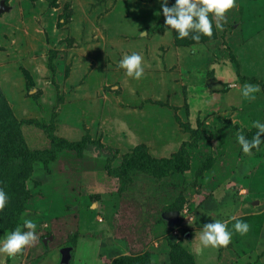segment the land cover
I'll list each match as a JSON object with an SVG mask.
<instances>
[{
  "label": "rangeland",
  "instance_id": "obj_1",
  "mask_svg": "<svg viewBox=\"0 0 264 264\" xmlns=\"http://www.w3.org/2000/svg\"><path fill=\"white\" fill-rule=\"evenodd\" d=\"M2 2L0 228L22 190L19 224L35 219L38 238L14 258L0 253V264H63L66 246L71 264H264V143L249 155L237 140L264 120V0H235L223 29L214 22L211 36L180 43L166 34L160 0ZM132 51L143 56L140 79L118 65ZM245 82L260 85L254 99L242 97ZM85 138L81 153L37 156L24 185L13 181L28 163L11 146ZM139 144L189 165L122 169ZM169 210L179 211L172 225ZM233 217L249 231L233 229ZM214 218L233 236L204 248L198 234Z\"/></svg>",
  "mask_w": 264,
  "mask_h": 264
},
{
  "label": "clouds",
  "instance_id": "obj_2",
  "mask_svg": "<svg viewBox=\"0 0 264 264\" xmlns=\"http://www.w3.org/2000/svg\"><path fill=\"white\" fill-rule=\"evenodd\" d=\"M162 13L165 17L164 23L169 26L166 34L175 32L177 38L190 37L194 41L201 39V34L211 36L213 34V23L216 29H223L221 21L227 19L226 13L234 6L235 0H160ZM159 14V13H158ZM195 50V49H193ZM120 68L125 70V74L134 79H140L144 75L143 56L138 51L124 53L118 61ZM229 86L240 87L239 85ZM260 90V85L245 82L240 88L242 97L254 99L255 94ZM251 126L256 128V132L249 139L243 132L237 135V140L244 153L252 154V150H260L264 138V120L253 119ZM9 196L4 188L0 187V211H2ZM95 206V204H93ZM235 219L232 228L241 235L249 231V223L245 220ZM37 221L28 216H24L22 224H18L11 231L0 236V253H6L9 257H15L23 253L27 246L32 245L37 240ZM199 240L204 248H219L227 246L233 236L232 230L227 223L221 219L213 220L203 224L199 232Z\"/></svg>",
  "mask_w": 264,
  "mask_h": 264
},
{
  "label": "trees",
  "instance_id": "obj_3",
  "mask_svg": "<svg viewBox=\"0 0 264 264\" xmlns=\"http://www.w3.org/2000/svg\"><path fill=\"white\" fill-rule=\"evenodd\" d=\"M66 14L67 13L62 14V16H61L62 21L59 20L60 23H63V19L65 18V16H67ZM64 22H65V19H64ZM175 41L177 43H180L181 39L176 37ZM14 119L16 120L17 118L14 117ZM250 134H253V133H250ZM246 136L249 139L252 137L251 135H248V134ZM261 136H262V138H264V133H262ZM88 143H89V141L86 138L81 139V140H75V141L74 140H72V141L66 140L63 143H60V142L54 143L52 148H50V149H43L41 151H35V152H31V151H27V150L22 151L21 150L22 147L20 145L11 146L12 150L14 152L20 151L21 152L20 155L22 154V157L24 159V163H25V161H26V163H28L26 165V168H25L26 170L24 172L19 173L17 179L13 180V181H15L16 184H18V185H22V186L24 185V183L26 182L27 177L29 175V172L31 173V170L29 169V165L32 164L31 162L34 160L35 157L39 156L42 161L48 162L57 154V151H61V150H65V149H67V150L77 149L81 153L84 150V148L88 145ZM105 147L107 149L113 150L112 146H110V145L105 146ZM144 149H145L144 145L139 144L133 150L124 153L123 162L121 164L122 169L125 168L126 165L130 164L131 161H134L136 166H144L145 168H148V166L151 167V165L154 164V165H156V167L163 166L166 169L173 168L174 170H181V168L187 167V165H189V158L188 157H186L184 159L183 158H177L178 154L175 156H171V157H157V156L155 157V156H151L150 154L146 155L143 152ZM183 151H185V149L180 150V153H182ZM3 154H4V150H3L2 146H0V157ZM122 169H120V170H122ZM22 194H23V191L20 190V194H18V195L22 198L20 200H18L17 198L16 199L14 198V202L12 201L13 203H12V205H10L9 210L6 214L7 222L0 228V233L7 230V229L12 230L13 228H15L20 223L22 205H23V201L25 200L24 197H26V195L23 196ZM12 196L13 195H11V198H12ZM12 200H13V198H12Z\"/></svg>",
  "mask_w": 264,
  "mask_h": 264
},
{
  "label": "water",
  "instance_id": "obj_4",
  "mask_svg": "<svg viewBox=\"0 0 264 264\" xmlns=\"http://www.w3.org/2000/svg\"><path fill=\"white\" fill-rule=\"evenodd\" d=\"M6 8H9L8 5H6L5 2H2L0 4V12L4 11ZM163 216L168 219L171 225L179 221V211L178 210L165 211L163 213ZM61 252H62V261L65 263H69L70 258H71V246H66L62 248Z\"/></svg>",
  "mask_w": 264,
  "mask_h": 264
},
{
  "label": "crops",
  "instance_id": "obj_5",
  "mask_svg": "<svg viewBox=\"0 0 264 264\" xmlns=\"http://www.w3.org/2000/svg\"><path fill=\"white\" fill-rule=\"evenodd\" d=\"M8 7H10V6L8 5ZM72 248H73V247L71 246V258H70V262H69V263H65V262H63L62 259H61V262H62L63 264H71V263H72V258H73ZM61 254H62V252H61Z\"/></svg>",
  "mask_w": 264,
  "mask_h": 264
}]
</instances>
